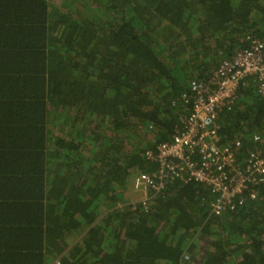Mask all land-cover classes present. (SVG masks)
Segmentation results:
<instances>
[{
  "label": "trees",
  "instance_id": "obj_1",
  "mask_svg": "<svg viewBox=\"0 0 264 264\" xmlns=\"http://www.w3.org/2000/svg\"><path fill=\"white\" fill-rule=\"evenodd\" d=\"M248 36L264 42V0H0V264H264V179L220 216L202 185L134 186L190 83ZM259 91L243 80L217 120L237 170Z\"/></svg>",
  "mask_w": 264,
  "mask_h": 264
},
{
  "label": "built area",
  "instance_id": "obj_2",
  "mask_svg": "<svg viewBox=\"0 0 264 264\" xmlns=\"http://www.w3.org/2000/svg\"><path fill=\"white\" fill-rule=\"evenodd\" d=\"M248 40L247 48L219 63L209 81L190 83V93L182 96L190 105L189 114L169 140L145 152V158L157 164L158 170L139 174L136 189H151L157 194L168 182L202 185L215 197L212 213L220 216L234 207L233 198L243 195L251 180L257 184L263 181L264 125L251 137L258 153H249L245 169L237 170L236 155L242 143L235 139L234 148L223 146L217 124L219 116L232 109L240 83L246 78H254L264 94V42L251 36ZM250 198L255 195L250 194Z\"/></svg>",
  "mask_w": 264,
  "mask_h": 264
},
{
  "label": "rangeland",
  "instance_id": "obj_3",
  "mask_svg": "<svg viewBox=\"0 0 264 264\" xmlns=\"http://www.w3.org/2000/svg\"><path fill=\"white\" fill-rule=\"evenodd\" d=\"M127 196H130V192H128V195Z\"/></svg>",
  "mask_w": 264,
  "mask_h": 264
}]
</instances>
